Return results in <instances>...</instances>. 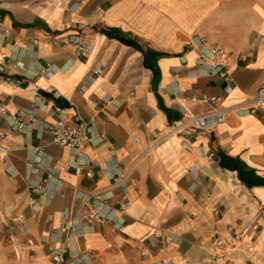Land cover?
Here are the masks:
<instances>
[{
	"label": "crops",
	"instance_id": "0c3cea01",
	"mask_svg": "<svg viewBox=\"0 0 264 264\" xmlns=\"http://www.w3.org/2000/svg\"><path fill=\"white\" fill-rule=\"evenodd\" d=\"M197 36L226 50L230 90ZM263 80L264 0H0V218L29 264H212L216 232L232 264H264ZM215 107L219 127L172 133ZM59 117L98 144H55L43 126ZM66 214L84 221L61 234Z\"/></svg>",
	"mask_w": 264,
	"mask_h": 264
},
{
	"label": "built area",
	"instance_id": "2783aa9c",
	"mask_svg": "<svg viewBox=\"0 0 264 264\" xmlns=\"http://www.w3.org/2000/svg\"><path fill=\"white\" fill-rule=\"evenodd\" d=\"M191 46H194L198 50V64L199 65H209L211 68V74L219 75L227 82V90H230L233 85V76L229 71L227 64V52L224 48L218 46H210L207 41L201 37H194ZM8 56L4 55L3 59L6 60ZM240 61H244V57L240 56ZM46 74H51L52 70L48 69L45 71ZM197 102H207L213 106L217 105L218 99L216 97L203 96L200 99H195ZM251 107L249 108L250 113H255L258 110H264V80L256 88L252 99ZM8 113L7 104L2 100V92L0 91V115L6 116ZM226 110L223 108L215 107L211 112L192 116L188 121H178L175 122L173 126L172 133H179L185 130L187 127H193L196 131H210L219 127L226 121ZM17 121V126L15 129L23 130V123L19 119ZM45 131L52 133L54 143L72 149L77 155L80 149L86 144L97 145L98 143L93 138V126L92 124H82L79 122L69 121L63 117H59L56 122L51 124H45L43 126ZM9 132H0V162L3 161L8 156V149L6 148L4 142L9 136ZM78 173H81L82 169L77 168ZM51 177L49 174L48 178ZM87 201L95 199L103 206H107L110 196L108 194H88L86 196ZM111 218L108 214L93 212L85 218L87 222L97 221L101 224L109 221ZM84 221V219L72 220L67 214L65 215V224L61 228V234H68L70 231H75L79 225ZM124 224V220L119 223V226ZM232 234V240L234 243L240 242L244 234L237 233L233 228L230 229ZM172 238H167V242L171 241ZM158 244L154 242L152 247H157ZM226 248V242L222 239L220 234L216 232L214 236V257L212 264H232L226 259L224 254ZM66 251L59 252L54 260L56 263L64 262V255ZM83 261L77 259L76 263L81 264Z\"/></svg>",
	"mask_w": 264,
	"mask_h": 264
},
{
	"label": "rangeland",
	"instance_id": "374dc122",
	"mask_svg": "<svg viewBox=\"0 0 264 264\" xmlns=\"http://www.w3.org/2000/svg\"><path fill=\"white\" fill-rule=\"evenodd\" d=\"M0 264H29V258L12 238L10 226L0 218Z\"/></svg>",
	"mask_w": 264,
	"mask_h": 264
}]
</instances>
